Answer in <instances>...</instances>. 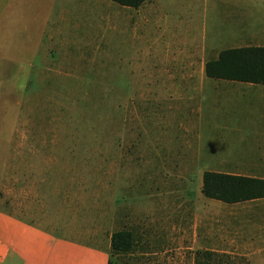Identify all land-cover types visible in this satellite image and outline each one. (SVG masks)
Instances as JSON below:
<instances>
[{
    "label": "rangeland",
    "instance_id": "rangeland-1",
    "mask_svg": "<svg viewBox=\"0 0 264 264\" xmlns=\"http://www.w3.org/2000/svg\"><path fill=\"white\" fill-rule=\"evenodd\" d=\"M263 44L264 0H0V208L112 264H264L222 237L263 247L264 209L226 227L199 213L227 205L202 193L206 170L257 159L242 126L264 108L205 62Z\"/></svg>",
    "mask_w": 264,
    "mask_h": 264
},
{
    "label": "crops",
    "instance_id": "crops-1",
    "mask_svg": "<svg viewBox=\"0 0 264 264\" xmlns=\"http://www.w3.org/2000/svg\"><path fill=\"white\" fill-rule=\"evenodd\" d=\"M5 13L10 15L11 10L9 12L7 9ZM242 46L245 45H238L237 47ZM207 79L210 81L209 77ZM204 81L201 80L199 84L201 85ZM231 82L241 84L237 89H235V84L230 83L229 85L236 95L241 96V99L246 96L245 90H249L248 93L264 96V85L241 81ZM261 110L257 115L258 121L245 119L242 126V133L247 136V141L250 142L251 136H261V143L254 144L255 149H258L257 159L252 162L247 161V163L241 165L240 170L229 173L264 178V108ZM210 203L211 206H215L217 209L214 207L202 209L199 212L200 216H207L209 221L216 222L221 227H226V224H236V221L242 222L250 217H258L264 209V204L260 209L257 208L258 204H256L264 203V198L227 203V205L220 202ZM249 203H255L251 204L253 209H248ZM199 213H196V217ZM251 214H255V216H251ZM262 229L264 230V228ZM238 233L242 235L240 244L234 236L226 235L222 237L231 241L236 249L252 250L254 246H257L256 252L259 254L264 253V245L261 247L257 241L254 242L253 239L245 238L240 231ZM262 240H264V231L261 236ZM109 260L110 249L107 246L102 247L59 235L35 222L19 218L0 208V264H108Z\"/></svg>",
    "mask_w": 264,
    "mask_h": 264
},
{
    "label": "trees",
    "instance_id": "trees-1",
    "mask_svg": "<svg viewBox=\"0 0 264 264\" xmlns=\"http://www.w3.org/2000/svg\"><path fill=\"white\" fill-rule=\"evenodd\" d=\"M122 6L139 8L151 0H112ZM209 78L241 81L264 85V46L247 45L222 50L217 57L205 62ZM202 193L225 203H238L264 198V178L206 170ZM133 233L128 229L115 231L111 248L115 253H128L135 246ZM108 264H112L109 260Z\"/></svg>",
    "mask_w": 264,
    "mask_h": 264
}]
</instances>
